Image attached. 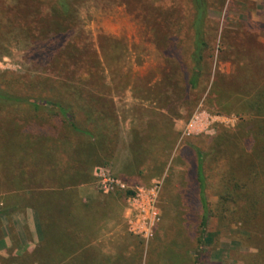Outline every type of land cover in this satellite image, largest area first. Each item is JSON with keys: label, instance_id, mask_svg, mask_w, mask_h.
<instances>
[{"label": "rangeland", "instance_id": "obj_1", "mask_svg": "<svg viewBox=\"0 0 264 264\" xmlns=\"http://www.w3.org/2000/svg\"><path fill=\"white\" fill-rule=\"evenodd\" d=\"M196 15L192 0H0V87L70 108L90 135L55 105L48 123L0 110V263L42 241L36 264H264V116L250 109L264 95V0H209L194 90ZM100 169L126 190L102 193ZM155 184L144 238L126 197Z\"/></svg>", "mask_w": 264, "mask_h": 264}, {"label": "trees", "instance_id": "obj_2", "mask_svg": "<svg viewBox=\"0 0 264 264\" xmlns=\"http://www.w3.org/2000/svg\"><path fill=\"white\" fill-rule=\"evenodd\" d=\"M193 4L196 8L197 15L196 20L194 22V49L193 53L191 55V62L193 65V73L191 75V78L189 80V85L192 89L197 90L200 88V81L201 77L204 71V61H205V53L207 52L209 45L205 39V28H206V16H207V10L209 6V0H192ZM49 105H55L52 104V102H49L47 99H39L36 100L35 98H29V97H23L22 95H18L16 93H9L6 89H3L0 87V110H8L11 108H19L24 107L28 111H33L37 115V119L41 121H45L48 123V119H46V115H42L44 112L43 108L45 106ZM58 108V111L54 114L55 117L58 118H66V122L68 124V127H71L72 130L78 134H82L85 136H90L88 132L82 131L79 129L75 124V114L71 111L70 108L66 109L61 104L55 105ZM250 109L251 113L257 115V116H264V95L257 96L254 100L250 103ZM60 119H52L50 120V123L57 121ZM0 128H3L2 121L0 119ZM56 140L52 137L50 139L51 144H57L59 142H55ZM65 155L63 154V157ZM44 158V157H43ZM198 182L200 184V190H201V204L203 209V216L201 218L200 223V232H201V238H200V245L202 246L206 240H204L203 236L207 232L208 228V222H209V204L208 199L206 197V191H207V183L204 175V162L202 157H199L198 161ZM42 207V203H40ZM1 212V211H0ZM2 213H0V216ZM42 245V241H41ZM41 245L36 248L35 250L29 251H21L20 255H18L17 258H19V261L13 260L11 262L8 261H2L0 264H11L16 263L17 264H32L35 262H38L39 260L36 257V254L40 250ZM80 256V255H79ZM68 261L65 262V264ZM103 263L109 264L108 259H104L101 261ZM41 264H48L44 263L42 261Z\"/></svg>", "mask_w": 264, "mask_h": 264}, {"label": "built area", "instance_id": "obj_3", "mask_svg": "<svg viewBox=\"0 0 264 264\" xmlns=\"http://www.w3.org/2000/svg\"><path fill=\"white\" fill-rule=\"evenodd\" d=\"M97 177L100 183V190L104 194H113L116 191L123 192L126 190L125 185L110 177L109 172L100 169ZM159 185L147 191L137 190L126 197L128 210L127 219L130 232L138 236L149 238L158 222V212L156 208V198Z\"/></svg>", "mask_w": 264, "mask_h": 264}, {"label": "crops", "instance_id": "obj_4", "mask_svg": "<svg viewBox=\"0 0 264 264\" xmlns=\"http://www.w3.org/2000/svg\"><path fill=\"white\" fill-rule=\"evenodd\" d=\"M98 198H96V196H92V197H89V199H88V201H89V203H95V202H97L96 200H97ZM94 211V210H93ZM1 246V245H0ZM7 246H8V248H9V244L7 243ZM1 249H3V246H1L0 247Z\"/></svg>", "mask_w": 264, "mask_h": 264}]
</instances>
